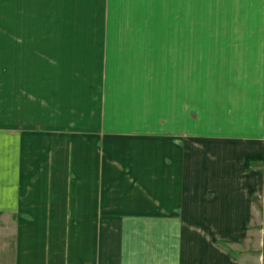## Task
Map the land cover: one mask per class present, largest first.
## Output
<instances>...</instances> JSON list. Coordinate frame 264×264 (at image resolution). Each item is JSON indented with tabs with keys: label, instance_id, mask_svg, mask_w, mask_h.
I'll return each mask as SVG.
<instances>
[{
	"label": "crops",
	"instance_id": "1",
	"mask_svg": "<svg viewBox=\"0 0 264 264\" xmlns=\"http://www.w3.org/2000/svg\"><path fill=\"white\" fill-rule=\"evenodd\" d=\"M44 1L0 0V37L56 97L108 68L105 118L0 124V264H264V0Z\"/></svg>",
	"mask_w": 264,
	"mask_h": 264
},
{
	"label": "rangeland",
	"instance_id": "2",
	"mask_svg": "<svg viewBox=\"0 0 264 264\" xmlns=\"http://www.w3.org/2000/svg\"><path fill=\"white\" fill-rule=\"evenodd\" d=\"M43 2L45 1L43 0ZM38 6L39 4L35 5L34 8ZM0 7L3 11L4 7ZM48 7L50 11L49 2ZM43 16L47 17V15ZM50 17L49 12L48 20H41L39 13L38 17L36 16L37 20L29 22L30 27L43 30L53 28L56 22H52ZM5 18H7V14L0 13V29L10 27L9 21ZM23 23L18 22L17 27L19 28ZM36 39L39 40L40 38L36 37ZM164 39L162 37V41ZM43 40L45 41V36H43ZM27 49L28 51L25 52L24 47L18 46L16 52H12L10 51L8 38L0 37V124L6 125L9 124V121L16 120L19 131L34 132V138L29 140L32 141L33 146H37L46 139L41 137L42 127L45 128L46 125L53 127L70 126V124L66 125L65 122L74 121V119L79 122L83 121L85 118L77 113L79 109L82 110L83 98L88 97L90 93L95 95L96 92L98 97H101L97 109L101 117L105 118L104 100L105 98L108 99V68H96L81 72H78L80 70L71 69L72 78L80 80V84H84V90L78 95V99L76 95H73L74 93H68L65 97L63 95L56 97L51 94L53 68L48 66V59H50L48 52L42 51L40 46H34L32 50ZM196 56L199 57V54H196ZM161 71L163 73V70ZM165 73L166 71L164 76ZM70 91L73 90L70 88ZM106 107L108 111V106ZM75 110V114L78 116L73 115ZM26 124L33 127L26 128L24 127L27 126ZM79 137L87 142L90 141L86 136ZM97 137L99 140H103L105 136L99 133ZM76 138L78 137L76 136ZM50 151L51 149H48L49 153Z\"/></svg>",
	"mask_w": 264,
	"mask_h": 264
},
{
	"label": "trees",
	"instance_id": "3",
	"mask_svg": "<svg viewBox=\"0 0 264 264\" xmlns=\"http://www.w3.org/2000/svg\"><path fill=\"white\" fill-rule=\"evenodd\" d=\"M249 162V161H248Z\"/></svg>",
	"mask_w": 264,
	"mask_h": 264
}]
</instances>
